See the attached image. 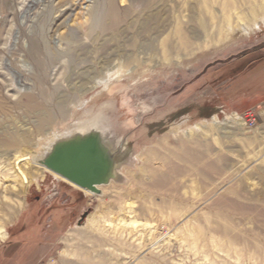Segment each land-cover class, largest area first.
Wrapping results in <instances>:
<instances>
[{
  "label": "rangeland",
  "instance_id": "obj_1",
  "mask_svg": "<svg viewBox=\"0 0 264 264\" xmlns=\"http://www.w3.org/2000/svg\"><path fill=\"white\" fill-rule=\"evenodd\" d=\"M91 124L129 150L100 193L2 175ZM20 131L0 264H264V0H0V138Z\"/></svg>",
  "mask_w": 264,
  "mask_h": 264
},
{
  "label": "water",
  "instance_id": "obj_2",
  "mask_svg": "<svg viewBox=\"0 0 264 264\" xmlns=\"http://www.w3.org/2000/svg\"><path fill=\"white\" fill-rule=\"evenodd\" d=\"M97 124L79 127L56 137L39 163L83 189L100 193L99 186L117 176L129 153Z\"/></svg>",
  "mask_w": 264,
  "mask_h": 264
},
{
  "label": "bare ground",
  "instance_id": "obj_3",
  "mask_svg": "<svg viewBox=\"0 0 264 264\" xmlns=\"http://www.w3.org/2000/svg\"><path fill=\"white\" fill-rule=\"evenodd\" d=\"M176 35H178L177 37H179L180 38V40H181V44L182 45H187V39H186V37H185V35H184V33H183V31L180 29V28H177V31H176ZM176 37V38H177ZM165 43H167V42H165ZM189 46V45H188ZM178 48V47H177ZM177 48H176V50H177ZM175 49V48H174ZM171 50V49H170ZM177 52V51H176ZM164 58H166V57H164ZM112 69H109L108 71L110 72ZM111 73V72H110ZM110 73H109V75H110ZM112 76V75H111ZM106 77L107 76H105L104 77V81H106ZM96 83H99V82H96ZM52 118V114L51 113H49V112H47L45 115H42V116H39L38 117V120H39V122H40V125L38 126V128L40 129V128H43V125L48 121V120H50ZM233 118L234 119H236L237 118V115H234L233 116ZM10 134V133H9ZM8 135V134H7ZM7 135H5L7 138H5V137H3V138H0V148L2 147V145L1 144H4V146H5V148L6 149H10V148H13V147H17L18 145H21V144H30L31 143V140L29 139V136H28V133H27V131H20V132H18V133H16V135H9V136H7ZM58 137V136H57ZM50 145H51V143H50ZM49 145V146H50ZM48 150V149H47ZM45 152H46V150H45ZM9 155V154H8ZM31 154H25V155H15V157L13 158V162L11 163V162H8V163H6L7 164V166H8V168L6 169V170H4L3 171V173L4 174H2V175H4V176H6V177H8V176H10V177H12V179H13V182H14V187L15 186H17V185H19V188H21V187H27V186H29L30 184H31V182L33 181V177L37 174V173H39L40 172V170H44V169H42V167H37L36 168V170H32L31 172H29L26 168H25V166H27V165H30V160H31V162L32 163H35V164H37V165H41V166H44V165H42L41 163H39V160L42 158V156L44 155V154H42V155H40V156H37L36 158H34L33 159V157L31 158V156H30ZM33 159V160H32ZM36 167V166H35ZM44 167H46V166H44ZM46 168H48V167H46ZM49 169V168H48ZM31 170V169H30ZM49 170H51V169H49ZM51 171H53V170H51ZM2 173V172H1ZM53 174L55 175V176H58V177H62V179L63 178H65V177H63L62 175H60V174H58L57 172H55V171H53ZM131 176H132V178L133 177H135V175L134 174H131ZM66 179V178H65ZM68 180V179H67ZM70 181V180H69ZM71 182V181H70ZM73 183V182H72ZM75 184V183H74ZM78 186V185H77ZM81 188V187H80ZM83 189V188H82ZM84 190H86L87 192H91L90 190H87V189H84ZM91 193H93V192H91ZM0 212H1V210H0ZM134 221V220H133ZM133 221H132V223H133ZM0 235L2 236V237H5L6 235H7V231H6V229H5V227L3 226V224H1L0 223Z\"/></svg>",
  "mask_w": 264,
  "mask_h": 264
}]
</instances>
